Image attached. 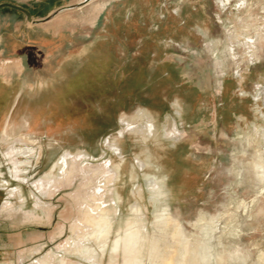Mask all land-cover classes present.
Listing matches in <instances>:
<instances>
[{
	"label": "rangeland",
	"instance_id": "374dc122",
	"mask_svg": "<svg viewBox=\"0 0 264 264\" xmlns=\"http://www.w3.org/2000/svg\"><path fill=\"white\" fill-rule=\"evenodd\" d=\"M84 2L38 26L24 97L105 69L66 96L62 129L22 127L19 107L0 130V264H264V0Z\"/></svg>",
	"mask_w": 264,
	"mask_h": 264
},
{
	"label": "crops",
	"instance_id": "0c3cea01",
	"mask_svg": "<svg viewBox=\"0 0 264 264\" xmlns=\"http://www.w3.org/2000/svg\"><path fill=\"white\" fill-rule=\"evenodd\" d=\"M93 1L95 0H91V2ZM84 3V0H27L20 4H10L17 5L29 11L32 19L36 22L43 21L66 7H73L75 5L78 7V5ZM107 4L108 1L98 2L93 7H106ZM72 9L74 8H67L61 12ZM3 10H12L24 18L23 23L17 22L15 24L13 20L8 19L3 21L1 23L2 27L0 33L1 54L13 59V61H19L18 64L23 67V70L20 72L21 75H19L20 78L18 82L7 81L6 78L0 76V130L11 120L13 121L16 109L19 107H29L33 117L32 122L22 119V127L31 128L36 127L41 122H51V125H49L50 130H60L63 128L64 124L70 120L66 113V96L75 90L77 86L86 83L89 80L91 73L96 74L99 70H104L107 62L105 60H102L101 62L90 60L86 70L78 72L73 77L68 76L63 84L64 86L61 87L55 85V82L53 83V88L60 91V94L53 98L45 99L44 102L38 103V106H30V100L24 97L26 84L23 82V75L28 68L30 69V62L28 59L37 56L35 51L40 50L46 42L45 39L42 38L38 26H41L50 20L39 23L29 22L27 16L17 9L6 6L0 8V12ZM31 26L34 27L31 28ZM68 72V69L63 68L60 75L67 76ZM55 80H57V78ZM40 85L42 86V84ZM4 134L8 135L6 131L3 132V135Z\"/></svg>",
	"mask_w": 264,
	"mask_h": 264
},
{
	"label": "bare ground",
	"instance_id": "6f19581e",
	"mask_svg": "<svg viewBox=\"0 0 264 264\" xmlns=\"http://www.w3.org/2000/svg\"><path fill=\"white\" fill-rule=\"evenodd\" d=\"M180 8V7H179ZM262 94V93H261ZM264 97V96H263ZM180 115V114H179ZM124 122V121H123ZM140 127V126H139ZM144 128H139L138 130H137V132H139V133H142L144 130H143ZM146 130V129H145ZM155 131V128H154V126H153V124L151 125H149L148 127H147V132L146 131H144L145 133L144 134H146V136H148V137H150L151 136V134H153L154 135V132ZM258 133V132H257ZM259 134V133H258ZM262 134V133H261ZM264 141V140H263ZM108 142H110V141H108ZM114 143V142H113ZM112 149H114V154H116L117 156H120V155H122L121 153H122V150L118 147V146H116V145H113L112 146ZM262 153V152H261ZM258 156V155H257ZM263 156V155H262ZM122 157V156H121ZM125 159V158H124ZM138 164L140 165V168L141 167H145V166H147V164L145 165V163L143 162V161H141V160H138ZM142 169V168H141ZM134 173H135V171H134ZM148 178V177H147ZM149 180H150V184H148L149 185V189H150V192L152 193V194H157L158 195V198H159V200L161 199V198H163L164 197V195H165V192H164V189H163V186H162V183H164L165 182V179H161V178H159L157 175H154V176H152V177H149ZM12 194V193H11ZM153 196H155V195H152V198H153ZM117 198V197H116ZM156 198V197H155ZM154 199V198H153ZM157 201V200H156ZM159 202V201H158ZM157 202V203H158ZM132 206V205H131ZM134 214V213H133ZM111 217V216H110ZM102 222V221H101ZM103 224V223H102ZM105 224V223H104ZM102 227V226H101ZM110 227H108L107 228V230L109 229ZM111 229V228H110ZM109 229V230H110ZM99 232V231H98ZM107 233V232H106ZM104 235V234H103ZM108 235V234H107ZM106 235V236H107ZM96 236H97V234H96ZM104 237V236H103ZM94 238H95V236H94ZM96 239V238H95ZM94 239V240H95ZM106 247V246H105ZM93 251V250H92ZM92 253V252H91ZM86 255V254H85ZM84 255V256H85ZM89 258H90V256H89Z\"/></svg>",
	"mask_w": 264,
	"mask_h": 264
},
{
	"label": "water",
	"instance_id": "95a60500",
	"mask_svg": "<svg viewBox=\"0 0 264 264\" xmlns=\"http://www.w3.org/2000/svg\"><path fill=\"white\" fill-rule=\"evenodd\" d=\"M88 2H89V1H88ZM88 2H87V3H88ZM6 6L11 7V8H14V9H17V10L23 12V13L27 16V19H28L29 22H35V21L32 19V16H31L30 12L27 11V10H25V9H23L22 7H19V6H17V5L10 4V3H4V4H1V5H0V8L6 7ZM74 7H75V6H73V7H66V8H64V9H67V8H74ZM64 9H61L60 11L54 13L53 15H51L50 17H48L47 19H45V20H43V21H36L35 23H39V22H47V21L53 19V17H55L59 12H61V11L64 10Z\"/></svg>",
	"mask_w": 264,
	"mask_h": 264
}]
</instances>
